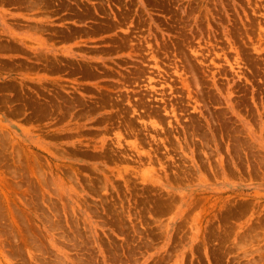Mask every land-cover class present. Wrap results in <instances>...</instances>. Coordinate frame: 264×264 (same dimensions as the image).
I'll return each instance as SVG.
<instances>
[{"label":"rangeland","instance_id":"374dc122","mask_svg":"<svg viewBox=\"0 0 264 264\" xmlns=\"http://www.w3.org/2000/svg\"><path fill=\"white\" fill-rule=\"evenodd\" d=\"M0 264H264V0H0Z\"/></svg>","mask_w":264,"mask_h":264}]
</instances>
